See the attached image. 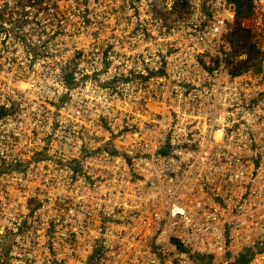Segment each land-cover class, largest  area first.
Listing matches in <instances>:
<instances>
[{
	"label": "built area",
	"instance_id": "built-area-1",
	"mask_svg": "<svg viewBox=\"0 0 264 264\" xmlns=\"http://www.w3.org/2000/svg\"><path fill=\"white\" fill-rule=\"evenodd\" d=\"M0 0V264H264V0Z\"/></svg>",
	"mask_w": 264,
	"mask_h": 264
},
{
	"label": "trees",
	"instance_id": "trees-1",
	"mask_svg": "<svg viewBox=\"0 0 264 264\" xmlns=\"http://www.w3.org/2000/svg\"><path fill=\"white\" fill-rule=\"evenodd\" d=\"M235 7V19L233 25V31L230 37L234 52L238 53L240 50L245 49L248 52V56L244 60H240L237 64L233 65V71L239 72L243 69L253 67L255 65L256 53L253 51L251 44L249 43V36L246 30L241 28L240 21L250 13L251 0H230ZM249 259V254L241 255L237 259L236 264H246Z\"/></svg>",
	"mask_w": 264,
	"mask_h": 264
}]
</instances>
